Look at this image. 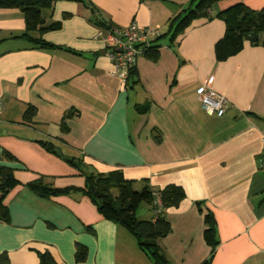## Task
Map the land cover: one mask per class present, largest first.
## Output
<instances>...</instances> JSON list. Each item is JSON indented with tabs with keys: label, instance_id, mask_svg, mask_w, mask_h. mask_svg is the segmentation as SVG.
<instances>
[{
	"label": "crops",
	"instance_id": "obj_1",
	"mask_svg": "<svg viewBox=\"0 0 264 264\" xmlns=\"http://www.w3.org/2000/svg\"><path fill=\"white\" fill-rule=\"evenodd\" d=\"M190 1L57 0L42 15L61 27L33 33L54 44L47 48L22 36L21 9L0 8V155H13L0 163L19 181L4 197L9 220H0V256L10 264H40L45 251L56 264H153L137 238L81 191L42 197L28 187L42 178L83 188L85 175L67 158L89 173L121 169L136 189H184L162 214L171 226L159 241L168 264H264V46L246 40L218 61L220 18L195 20L172 44L171 21ZM238 1L222 0L212 13ZM242 1L264 8V0ZM132 23L156 31L150 44H159V55L141 56L136 75L123 79L110 73L105 35ZM203 87L227 98L223 116L204 109ZM207 214L214 248L205 239ZM136 215L155 220V202ZM78 244L87 247L82 261Z\"/></svg>",
	"mask_w": 264,
	"mask_h": 264
},
{
	"label": "trees",
	"instance_id": "obj_2",
	"mask_svg": "<svg viewBox=\"0 0 264 264\" xmlns=\"http://www.w3.org/2000/svg\"><path fill=\"white\" fill-rule=\"evenodd\" d=\"M57 0H0V8H19L23 11L26 20V32L23 37L30 40L36 47H53L54 44L46 41L41 36H34V31L42 32L48 29H58L61 21H53L45 24L42 15L44 8H50ZM222 0H191L183 14L176 16L170 24V41L174 44L180 34L188 28L195 20L205 18L208 20L220 18L226 23V32L218 40L215 46L216 58L223 61L232 55L240 52L246 40L254 45L264 46V8L254 10L248 7L242 0L231 7L212 13L215 5ZM161 36L155 41H159ZM154 41V42H155ZM151 43V42H150ZM145 45L144 56L156 59L159 55V44ZM136 67L130 70L128 79L136 75ZM32 109V110H31ZM30 110L33 111V108ZM144 109V108H142ZM28 111V114L31 113ZM47 150L60 156L51 143H43ZM3 157L11 159L13 155L4 151L0 155V162ZM70 163L76 165L85 175L86 184L83 188L67 187L56 188L44 182L42 178L28 183L33 191L42 197H51L71 190L81 191L91 198L99 211L106 217L122 226L133 234L141 249L153 258V263L168 264V260L162 252L160 239L166 236L171 226L162 214L166 208L177 206L186 194L181 186L168 185L158 191L162 197V211L156 215L155 220H142L136 215L137 209L142 202L152 203L154 201V190L145 185L136 189L134 180L127 179L121 169H114L109 172L89 173L83 171L75 162L74 158H67ZM19 184L14 174V169L6 164L0 163V220H9V210L4 202L5 195ZM156 209V206H155ZM207 228L205 239L213 248L217 246L215 221L211 214L205 217ZM87 247L78 244L76 260L82 261L86 258ZM210 258L202 264H208ZM0 264H10L6 254L0 256ZM40 264H56L55 258L49 251L40 253Z\"/></svg>",
	"mask_w": 264,
	"mask_h": 264
},
{
	"label": "built area",
	"instance_id": "obj_3",
	"mask_svg": "<svg viewBox=\"0 0 264 264\" xmlns=\"http://www.w3.org/2000/svg\"><path fill=\"white\" fill-rule=\"evenodd\" d=\"M156 31L149 26L132 23L127 27L112 26L105 35L108 46V57L113 62L112 75L127 79L130 70L133 69L138 59L144 55L145 45H149ZM200 97L204 109L209 113L223 116L229 107V101L223 95L205 87L200 89ZM3 103L0 101V110ZM264 146V142H263ZM260 168L264 170V155L260 159ZM155 214L162 211V197L158 191H154ZM153 264H159L154 262Z\"/></svg>",
	"mask_w": 264,
	"mask_h": 264
},
{
	"label": "rangeland",
	"instance_id": "obj_4",
	"mask_svg": "<svg viewBox=\"0 0 264 264\" xmlns=\"http://www.w3.org/2000/svg\"><path fill=\"white\" fill-rule=\"evenodd\" d=\"M142 205L144 204V202L141 203ZM140 215V214H139ZM138 217H142V216H138ZM139 219H142V218H139Z\"/></svg>",
	"mask_w": 264,
	"mask_h": 264
}]
</instances>
